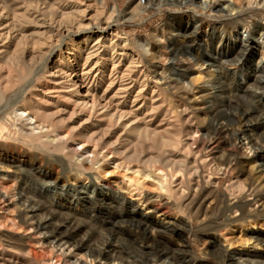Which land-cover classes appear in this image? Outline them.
I'll return each instance as SVG.
<instances>
[{"label": "rangeland", "instance_id": "374dc122", "mask_svg": "<svg viewBox=\"0 0 264 264\" xmlns=\"http://www.w3.org/2000/svg\"><path fill=\"white\" fill-rule=\"evenodd\" d=\"M78 1L0 0V10L10 19L16 16L15 26L10 29L13 38L0 36V46L7 43L10 53L22 56L20 64L0 61L4 62L0 64L1 89L8 96L0 98V112L12 104L8 102L11 92L25 89L28 80L35 82L37 78L36 90L47 87L51 95H58L41 71L47 54L41 53L34 40L48 23L58 29L52 39L55 50L59 49L56 44L68 39V33L80 36L78 24L66 26L60 22L63 7ZM82 1L89 5L87 18L98 26L89 30L94 32L100 27L108 36L107 44L118 43L125 48L114 57L116 76L127 68L133 79L147 80L143 91L151 96V127L157 135L148 139L129 133L123 126L117 132H107L102 150H106L109 138L120 137L127 153L117 159L113 155L105 157L108 161H104L100 183L93 191L92 186H80L89 183L88 173L80 177L69 168L53 165L42 156V148L31 144V134L23 121L6 114L8 137L0 136V158L4 159L0 165V264H72L75 252L90 253L108 243L114 246L111 252L116 258L100 256L102 264H229L231 253L239 249L257 252L263 260L264 208L260 209V202L264 201V185L249 169L250 163L242 162L246 154L243 146L238 143L232 147L226 137L236 139L252 122L258 138L264 141V0H211L206 9L198 5L199 0ZM26 13L46 24L21 18ZM195 16L199 20L197 29ZM243 25L249 31L248 41L238 35ZM122 50L127 53L121 55ZM203 53L202 65L193 64L191 56ZM82 65L81 61L77 67ZM112 65L110 59L106 74H110ZM235 70L248 74L242 84ZM137 80L136 90L142 87ZM142 97L135 100V106L143 102ZM43 105L51 112L61 107L54 101H43ZM54 116L45 122L53 128L51 136L57 131L67 132L69 120ZM216 123L227 124L232 132L228 136L216 133L212 128ZM127 133L132 140L125 137ZM175 138L180 143H174ZM210 139L204 147V141ZM183 144L189 145L191 152L201 149V156L189 153L186 158L190 162L197 158L198 171L181 169L188 151ZM67 145L79 146L73 139ZM133 150H138V155L128 154ZM229 150L235 155L230 162ZM202 160L208 163L203 165ZM159 168L173 174L172 185L181 195V205L161 187L155 176ZM181 176L185 181L179 186ZM234 180L244 183L245 188L239 191L232 186ZM118 187L129 199L141 200L144 207L149 205L146 212L142 211L143 205L133 209L116 197ZM1 190L7 191L8 200L2 199ZM253 197L258 200L257 206L254 203L248 209L256 207L261 212L260 216L249 217L252 224L243 219L221 223L240 216L237 207L230 208L229 204ZM152 225L158 229L154 234ZM251 231L260 239L250 237ZM45 233L50 237L40 243L38 239ZM58 237L73 242V253L52 247Z\"/></svg>", "mask_w": 264, "mask_h": 264}, {"label": "bare ground", "instance_id": "6f19581e", "mask_svg": "<svg viewBox=\"0 0 264 264\" xmlns=\"http://www.w3.org/2000/svg\"><path fill=\"white\" fill-rule=\"evenodd\" d=\"M186 1L187 0H180V3H184ZM210 3L211 0H199L198 5L203 9H206L210 6ZM88 7L89 5L86 6L82 0H79L73 5L63 7L60 18L61 24L70 26V24L76 23L78 24L77 29L81 30V34L80 36H75L74 32L68 33L65 36V38H68L67 40L64 38L65 41L55 45V47L59 46V49L55 50L56 48L53 47L54 43H52L54 42L52 41V39L55 37L56 30L58 29L52 26L50 23H48V25H46V28L43 29L40 37L34 40V44L38 45V47L40 46L39 48H41L42 50L41 53L43 55L47 54V61L43 62L44 65L42 66L41 71L43 70L44 72L42 73H44L48 80L51 81L49 86L58 90V95H51V92L48 91L47 87H40V90H36L35 88H37V86L39 85L37 83V78H35V82L33 80H28V86L25 89L20 90L15 88V90L11 92V96L8 98V102L12 104H10L7 109L0 112V136L3 138L8 137V132L6 130L5 125V117L6 114H13L14 118L23 121L24 126L28 128L32 137L31 144L35 147L43 149V157H47L46 159L51 160L53 165L61 166L64 169L69 168L70 171L74 172L80 177H83L86 173H88V176L86 177L90 178L89 183L85 182L82 183L80 186L81 188L85 189L89 186H92L93 191H95L96 186L98 185V183H100V174L102 173L101 171H103L102 168H104L105 166L104 161H108L107 159H105V157L108 158V156L110 157L111 155H113V157L115 156L114 158L117 159L127 153L124 148V142L121 141L122 139L120 140V137H116L114 140L109 138L107 140L108 145L106 147V150H102L101 144L107 132L111 130H115L117 132L119 131L120 127L123 126L124 129L129 133L134 132L137 133V136L144 135L148 138L155 137L157 135V130L151 127L152 121L150 117L153 114H151L150 111L152 110V107L148 105V101L151 96L148 97V93L143 91L146 88V85L148 84L147 80L142 79V82H138V80L135 78L138 83L142 84V87L136 90V80L132 78L131 74L127 73V68H125L124 70L126 73H122L121 71V75L119 74L120 77L116 76V73L118 72V66L114 57L119 54V49L124 50L125 48L119 47L118 43L114 44L110 42L109 44H107L108 36L103 34V30L100 29V27L94 32L89 30L92 27L97 26V23L94 24L95 22L93 23L92 19L89 20V18H87ZM15 17H12V19H10L6 12L0 10V36H2V38H13L11 37L10 29L12 25L15 26L16 22L13 21ZM21 18L30 19L31 21H35V23L46 24L45 20L37 19L36 15L31 17V14L28 13H26ZM195 19L197 22L195 24V29H197L199 27V20L196 16ZM238 35L246 41H248V39L250 38L249 31L246 29L245 25H243L242 28L239 30ZM57 41L60 40H56V43ZM124 52L125 51L121 52L120 54L123 55L127 53ZM110 59L113 65L111 66V69L109 70L110 74L108 75L106 74V67L108 66ZM7 60H12L17 64H20L22 62V56L19 55V53H10L8 51V44L2 43V45L0 46V61ZM191 60L193 64H198L201 66L202 63L200 62L205 60V55L204 53L203 55H192ZM81 61L83 65L82 67L78 68L77 66L80 64ZM130 61L128 64L131 63ZM2 63L4 64V62ZM2 63L0 62L1 65ZM6 65L7 64L5 62L4 66ZM235 71L240 74L238 77V82L239 84H242L247 79L248 74L244 70ZM6 79L7 75L5 81ZM3 90L1 89L0 80V98L7 96L6 94L4 95L6 91L4 92ZM140 96H143V102L140 105L135 106L136 103L134 102ZM61 97L63 99L62 102H60ZM21 100L25 101V103L22 105L19 104ZM43 101H54L57 107H61L51 112L49 111L50 108L45 107L43 105ZM67 102L71 103L70 106L67 105ZM50 115H55L54 117H56L57 120H69V130L67 132L57 131L56 134L51 136L50 132L53 128H51L49 125H47V123H45ZM212 128L216 131V133H225L226 136H228L231 131L230 127L224 123L213 124ZM129 133H127L128 135L125 137L131 139V135H129ZM236 136V139L226 137V142L228 144H231L232 147L236 146L238 143L243 146V148L246 150V154L245 157L242 159V162L246 161L250 163L249 169H251V171H255L258 183L260 185H264V141L262 142V140L258 138L257 131L253 126L252 122L250 124L248 123V128L243 131L242 135ZM179 138H175L174 143L178 141L180 143ZM71 139H73V141L75 140L76 144L79 146L73 145L72 147H69L67 145V142ZM29 140L27 139V141ZM211 141V139L208 142L204 141L203 146L205 147ZM184 145L186 144H183V146ZM186 147L188 151L187 154H185V159H183V161L181 160V169L186 172L191 169L198 171L196 157L197 155L201 156V149H194L191 152L189 145H186ZM211 147L212 146H210V148ZM137 153L138 150H133L130 153L128 152V154H130L131 156H136L138 155ZM189 153H193L196 156L192 159V162L186 159ZM228 154V162H230L232 158H235L234 151L229 150ZM201 162L203 163V165H206L208 163L205 160H202ZM0 163V165L3 166L2 163H4V159L0 158ZM124 165L125 164H123L122 166ZM159 169V171L157 169V171L155 170V176L157 177L161 187H163L170 196L174 195L176 201L179 202L181 195H177L179 191L176 190V188H174L172 185V182L174 181V177L172 176L173 174L163 170L162 168ZM44 172L48 173L47 171ZM1 174H3V176L8 175V173ZM184 181V177L181 176L179 180V186H182ZM71 185L75 186L73 184ZM232 186L236 187L239 191H242L245 188L244 183L239 180H234ZM122 187H118V190L115 189L116 197H118L122 201H126L131 204L133 209L137 208L140 205H143L142 211L145 213V209L149 205L147 207H144L146 204L142 203L141 200H134L132 198L129 199L128 197H126L124 191H121ZM125 189L126 188H124V190ZM1 196L4 200H8L9 198L8 193L5 190H1ZM238 200V202L234 201L235 203L232 206L230 204L227 205L230 208L237 207L236 214L239 213L240 216L235 219L226 218L221 222L222 224H228L229 222L238 219H243L244 221H248V223H251L252 221L249 219V217H256L258 215L260 216L259 212L261 211H259L258 208L255 207L253 211L252 209H248V206H251L254 203L255 206H257L256 203L258 202V200L255 199V197H253V199L244 200L240 198ZM9 202L11 204H16V201L14 200H10ZM179 205H181V203ZM260 206V209L264 208V201L260 202ZM29 227H31L32 229L39 230V227H36V225L34 226V224H29ZM156 230L158 229L156 228ZM156 230L154 228V225H152V233ZM39 233L42 234L44 232L40 231ZM248 233L250 234V237L255 235L254 231ZM255 236L257 237V240L260 239L257 235ZM43 237H40L38 239L40 243H44L45 240L49 239L50 236H46L45 233L43 234ZM54 242V244H51L52 247H57V249H60L62 251L67 250L71 253L76 249V246L72 247L73 242L67 243V241L63 240L61 237L55 238ZM113 247L114 246L112 244L108 243L106 246L101 247L97 251H90V253L87 252L86 254L83 253L84 255L79 252V254H76L75 252V254L73 255L74 260L72 261V264H92L94 262L95 264H102V261L100 262V256L102 257L103 255V257L115 259V254H112L111 252L114 250ZM231 254L232 255H230L229 264H264V259L262 260L261 256L257 252L239 249L236 252H232ZM107 264L109 263L107 262ZM110 264L117 263L112 262Z\"/></svg>", "mask_w": 264, "mask_h": 264}]
</instances>
